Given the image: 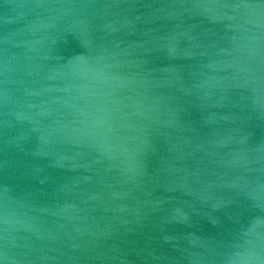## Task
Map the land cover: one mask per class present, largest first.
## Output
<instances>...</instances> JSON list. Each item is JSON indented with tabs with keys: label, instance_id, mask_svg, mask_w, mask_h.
Returning a JSON list of instances; mask_svg holds the SVG:
<instances>
[{
	"label": "water",
	"instance_id": "water-1",
	"mask_svg": "<svg viewBox=\"0 0 264 264\" xmlns=\"http://www.w3.org/2000/svg\"><path fill=\"white\" fill-rule=\"evenodd\" d=\"M0 264H264V0H0Z\"/></svg>",
	"mask_w": 264,
	"mask_h": 264
}]
</instances>
